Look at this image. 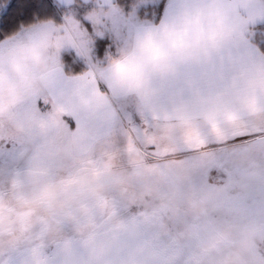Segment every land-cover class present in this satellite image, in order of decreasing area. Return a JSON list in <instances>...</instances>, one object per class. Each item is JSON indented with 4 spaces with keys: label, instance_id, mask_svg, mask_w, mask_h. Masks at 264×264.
Listing matches in <instances>:
<instances>
[{
    "label": "rangeland",
    "instance_id": "obj_1",
    "mask_svg": "<svg viewBox=\"0 0 264 264\" xmlns=\"http://www.w3.org/2000/svg\"><path fill=\"white\" fill-rule=\"evenodd\" d=\"M234 1L222 4V22L242 15L252 23L244 36L264 39V0ZM54 2L62 27L38 23L0 44V264L120 227L140 238L150 264H264V114L165 126L125 104L116 132L76 150L48 78L65 52L98 66V39H109V54L124 51L131 29L155 23L139 17L142 6L160 0H138L130 13Z\"/></svg>",
    "mask_w": 264,
    "mask_h": 264
},
{
    "label": "crops",
    "instance_id": "obj_2",
    "mask_svg": "<svg viewBox=\"0 0 264 264\" xmlns=\"http://www.w3.org/2000/svg\"><path fill=\"white\" fill-rule=\"evenodd\" d=\"M233 2L168 0L160 22L131 29L134 38L130 33L124 51L106 52L79 76L66 75L60 66L48 82L54 103L78 121L75 149L90 151L116 132L125 104L165 126H217L264 114V54L244 36L252 23L242 15L235 25L222 22V4Z\"/></svg>",
    "mask_w": 264,
    "mask_h": 264
},
{
    "label": "bare ground",
    "instance_id": "obj_3",
    "mask_svg": "<svg viewBox=\"0 0 264 264\" xmlns=\"http://www.w3.org/2000/svg\"><path fill=\"white\" fill-rule=\"evenodd\" d=\"M129 243L134 244L131 252ZM142 245L129 228L120 227L88 240L59 242L51 255L39 249L23 253L12 264H150Z\"/></svg>",
    "mask_w": 264,
    "mask_h": 264
},
{
    "label": "trees",
    "instance_id": "obj_4",
    "mask_svg": "<svg viewBox=\"0 0 264 264\" xmlns=\"http://www.w3.org/2000/svg\"><path fill=\"white\" fill-rule=\"evenodd\" d=\"M137 1L138 0H116L115 4L123 12L130 13L133 10V7L135 6ZM8 4H9V0H0V11L4 10ZM162 15L159 16V18H157L155 14V10L149 8H143V10L141 8L139 11V17L141 19L153 20L156 23L161 21ZM63 16H64L63 8H61L57 3H55L54 0H51L50 5L39 7L36 8L35 10L30 11L29 13H26L24 18L17 25L11 28V30L6 34V38L0 39V43L6 39L15 36L24 27H30L38 23H44L49 21H53L58 25L62 24ZM80 20L85 24H88L87 22H85V20L82 17H80ZM100 41L102 40L98 39L99 48L97 49L96 52L98 54V58L102 59L106 55L107 47H105V45H100L99 43ZM108 41L109 39L103 40L104 42L103 44L105 43L107 44ZM262 41H264V39L259 35L257 36L255 43L260 49V51L264 54V47L260 46ZM62 67L66 75L69 76L83 75L88 70V67L85 64V62L81 60L77 56V54L73 51L65 52L62 55Z\"/></svg>",
    "mask_w": 264,
    "mask_h": 264
},
{
    "label": "snow or ice",
    "instance_id": "obj_5",
    "mask_svg": "<svg viewBox=\"0 0 264 264\" xmlns=\"http://www.w3.org/2000/svg\"><path fill=\"white\" fill-rule=\"evenodd\" d=\"M50 4L51 0H9L7 7L0 11V39L6 38V34L24 18L26 13ZM143 8L154 9L157 18H159L165 11L166 0H160L159 4L142 6V10ZM99 43L103 45L104 42L100 41ZM260 46L264 47V41L261 42ZM37 106L46 107L42 100L37 101ZM62 118L69 131H75L77 129L78 121L75 116L64 114ZM233 139L235 140L236 138ZM4 147L8 149L11 148L12 145L5 144Z\"/></svg>",
    "mask_w": 264,
    "mask_h": 264
}]
</instances>
